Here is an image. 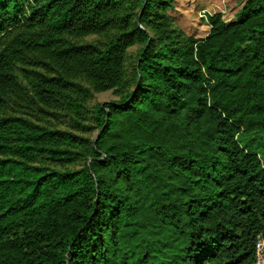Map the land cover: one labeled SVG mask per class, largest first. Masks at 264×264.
I'll use <instances>...</instances> for the list:
<instances>
[{"label":"trees","instance_id":"1","mask_svg":"<svg viewBox=\"0 0 264 264\" xmlns=\"http://www.w3.org/2000/svg\"><path fill=\"white\" fill-rule=\"evenodd\" d=\"M238 6L197 38L171 0H0V264H254L264 0Z\"/></svg>","mask_w":264,"mask_h":264},{"label":"rangeland","instance_id":"2","mask_svg":"<svg viewBox=\"0 0 264 264\" xmlns=\"http://www.w3.org/2000/svg\"><path fill=\"white\" fill-rule=\"evenodd\" d=\"M173 8L168 13L174 17L176 24L188 35L204 37L208 31L205 16L221 13L224 20L230 21L239 8V0H171ZM135 48L130 49L134 53ZM115 99L111 92L96 94L93 103H101Z\"/></svg>","mask_w":264,"mask_h":264},{"label":"built area","instance_id":"3","mask_svg":"<svg viewBox=\"0 0 264 264\" xmlns=\"http://www.w3.org/2000/svg\"><path fill=\"white\" fill-rule=\"evenodd\" d=\"M254 264H264V239L258 238V240L255 243Z\"/></svg>","mask_w":264,"mask_h":264}]
</instances>
